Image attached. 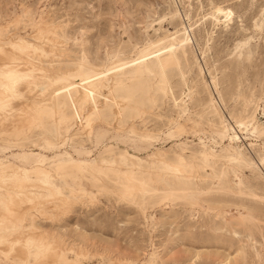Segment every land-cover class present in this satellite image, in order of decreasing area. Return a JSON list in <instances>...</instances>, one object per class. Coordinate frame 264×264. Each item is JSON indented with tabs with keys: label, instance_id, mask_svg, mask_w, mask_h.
I'll return each instance as SVG.
<instances>
[{
	"label": "rangeland",
	"instance_id": "rangeland-1",
	"mask_svg": "<svg viewBox=\"0 0 264 264\" xmlns=\"http://www.w3.org/2000/svg\"><path fill=\"white\" fill-rule=\"evenodd\" d=\"M216 8L231 11L232 18L216 15ZM6 24L0 45L16 37L28 40L39 24H46L45 31L58 29V41L48 45L54 49L51 63L34 61L36 66L82 77L100 69L103 77L86 104L65 111L72 124L96 113L90 128L65 133V119L50 109L63 110L64 104L47 87L43 97L49 109H43L40 122H33L28 131L14 130L16 120H1L0 158L15 163V154H37L45 160L44 168L52 170L64 152L98 164L99 157L117 160L118 152L126 150L132 172L145 186L144 196L122 199L113 183L135 184L118 177L98 187L87 174L90 182L84 186L94 196L91 202L64 192L75 201L69 210L54 213L43 207L40 213L23 206L18 212L25 215L22 229L64 250L70 264H143L152 258L156 264H264V174L234 170L246 194L237 195L243 198L239 205L251 207L241 216L232 210L231 200L209 211L207 194H198L169 171L161 183L148 177L162 170L148 158L154 154L171 165L190 152L195 161L206 150L226 156L233 151L228 147L264 158V0H0V29ZM172 40L184 42V56L179 50L175 59L164 52L158 61L108 75L110 66L138 62L144 48L162 49ZM76 65L81 69L75 70ZM218 97L219 105H214ZM186 117L198 125H187ZM179 124L183 127L177 128ZM101 129L106 135L99 143L87 138L90 131ZM227 136L236 139L230 144ZM132 156L141 160L140 168ZM226 164L224 159L210 162L216 172ZM261 169L264 173V166ZM117 172L126 174L127 168L119 165ZM222 178L232 180L227 169ZM54 183L59 190L76 189L67 181ZM198 189L206 192L207 182ZM215 213L234 219L238 239L223 235L226 227L217 239L207 233V219ZM11 262L0 264H16Z\"/></svg>",
	"mask_w": 264,
	"mask_h": 264
},
{
	"label": "bare ground",
	"instance_id": "bare-ground-1",
	"mask_svg": "<svg viewBox=\"0 0 264 264\" xmlns=\"http://www.w3.org/2000/svg\"><path fill=\"white\" fill-rule=\"evenodd\" d=\"M217 9L220 11L218 12ZM221 12L227 11L220 8L215 9L216 15H221ZM14 23H17V21H14ZM45 25L39 24L36 26L34 33L28 37V40L22 37H16L4 45H0V127L2 126L1 122L3 120V122L8 123L16 120L13 122V129L15 130L17 127H21L26 132L32 126L33 122H40L43 109H49V105L46 103L47 100L45 101L43 97L44 92L47 87H51L53 88L54 94L58 95L64 104L63 110L55 111L50 108L52 113H60L62 120L65 119L64 132L68 133L72 128H74V131H81L86 127L90 128L96 120V113L87 116L83 122L80 121L72 124L73 118L67 117L65 111L67 109L73 110L80 108L88 102L89 92L92 91L97 80L103 77L102 73L99 69L98 71L90 70L85 77L79 74L70 76L67 70L50 73V70L42 67V65L36 66V62L34 61L39 62L40 60L41 62L46 60L51 63L49 59L54 49L48 45H53V43H56V39L57 41L59 39L56 32L58 29L56 31H45ZM6 27L7 24L1 27L3 29H0V34ZM150 46L152 47L153 45H149L141 51L142 55L138 58V62L129 63L127 66H124L127 63H124L123 66H110L111 68L107 70L108 75L117 76L126 68L133 69L136 64L150 60L158 61V57L164 52H168L174 59L176 50H179L182 56L185 54L183 48L184 42H181V40L169 41L165 47L162 49H154V51L149 49ZM161 50L163 51L161 52ZM30 55L33 58H30ZM3 58L4 60H2ZM80 69L81 67L76 65L75 70L78 71ZM210 82L214 84V81L210 80ZM19 100L22 102H19ZM23 100H27L28 102ZM219 102L220 98L218 97V100H215L213 104L219 105ZM195 117L196 119H200L201 116L200 114H196ZM184 122L187 125H198L197 120H192L189 117H186ZM176 127L181 128L183 125L179 124ZM172 134L169 133L168 136H172ZM105 135L106 131L101 129L95 133L90 131L87 138L93 139L95 143H99ZM226 138L232 144L236 136H227ZM228 148L233 150L229 155L221 156L217 155L213 150H206L205 152H200L199 156L197 155L198 160L196 161L194 154L190 152L188 155H181L177 159L175 158L178 161L177 165H171L166 159L156 154L151 155L148 158L158 162L162 166V170L149 173L148 177L159 180L161 183L166 181L163 180L162 175L169 171L175 176H180L184 182L183 184L191 185L198 194H207V206H211L208 207L209 211H216L215 205L217 203L231 200L232 202L229 205L233 206L232 210L235 214L241 216L243 211L246 212L251 207L239 205V203L243 202V198H237V195H246L240 190L241 182L239 173L243 170H248L251 173L258 172L260 175H263L264 173H262L261 167L264 166V158L260 157L259 159H255L249 157L246 152L239 150L237 147ZM2 151H5V148H2ZM118 153L117 160H114L113 156L111 158L104 156L99 157L98 164H91L86 160H75L70 154L64 152L60 155L62 161L54 165L52 170L44 168L45 160L37 154H35L36 157H31L30 154L25 153L15 154L13 155L15 163H11L5 158H0V210H2V212L0 211V262L13 261L16 264H29L28 260H32L33 264H70V261L64 258V250H57L51 243H44V239L41 236L32 235L29 230L22 229L25 215L24 213L19 214L18 212H20L23 206H30L33 210H37L40 213L43 212V207L51 209L54 213H60L66 209L69 210L75 204V201L64 196V192L68 193L70 197L83 196L91 202L94 196L84 186V182H90L86 178L87 174L94 176L92 179L93 185L98 187L103 185L104 180L118 177L135 184L130 185L126 182L113 183L120 189L122 199L137 196V194L142 196L145 192V186L140 182L139 176H136L132 172V166L128 164L126 157L128 152L122 150ZM131 158L137 161L138 168H140L141 160L135 156ZM219 159L226 161V165L228 166L226 169L230 172L232 180L223 181L222 176L226 170L224 166L221 168V165L217 172L210 166V162L214 163ZM119 165L127 168L126 174H118L117 166ZM235 169L239 173H235ZM206 170L209 171V174L202 172ZM201 172L204 174L201 175ZM137 173L138 175H143L144 172ZM209 178H211V181H209ZM55 180L67 181L75 186L76 189L68 187L67 189L59 190L54 183ZM205 182H207V191L203 192L198 187L200 183L203 184ZM231 185L236 187L235 190H231ZM221 188H226L227 191L224 190V192L228 194L227 197L224 192H219L223 191ZM189 194L192 195L194 193ZM249 195L255 197L253 194ZM260 200L263 201L264 199ZM233 220L232 218L226 217L224 213H215L212 218L207 219V233L212 232L214 234L213 239H217L220 238L218 236L221 234V229L226 227L225 233L222 234H230V239H238L237 233L233 228ZM21 254L24 257L19 259ZM155 260L152 258L143 264H156Z\"/></svg>",
	"mask_w": 264,
	"mask_h": 264
},
{
	"label": "snow or ice",
	"instance_id": "snow-or-ice-1",
	"mask_svg": "<svg viewBox=\"0 0 264 264\" xmlns=\"http://www.w3.org/2000/svg\"><path fill=\"white\" fill-rule=\"evenodd\" d=\"M217 11L219 12L220 10L217 9ZM220 14L225 18V20H229L233 16V13L231 11L221 12Z\"/></svg>",
	"mask_w": 264,
	"mask_h": 264
}]
</instances>
